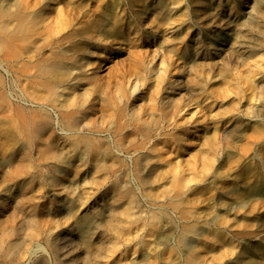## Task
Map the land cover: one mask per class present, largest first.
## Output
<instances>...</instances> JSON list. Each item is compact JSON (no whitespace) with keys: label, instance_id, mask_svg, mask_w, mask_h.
I'll use <instances>...</instances> for the list:
<instances>
[{"label":"bare ground","instance_id":"1","mask_svg":"<svg viewBox=\"0 0 264 264\" xmlns=\"http://www.w3.org/2000/svg\"><path fill=\"white\" fill-rule=\"evenodd\" d=\"M28 1L10 0L8 12H23L36 30L52 7L36 0L28 8ZM178 1L186 12L177 26L169 27L166 0H120L112 8L115 21L101 35L78 30L88 14L55 33L52 58L39 71L63 76L72 96L84 99L53 120L42 108L19 111V136L0 155V264H86L103 224L118 229L124 202L133 223L134 208L142 204L137 191L165 187L168 175L184 180L183 163L202 171L217 160L219 142L198 134L210 125L205 102L223 104L215 124L228 121L229 110L246 116L240 106L245 92L225 106L219 90L262 46L264 0ZM125 63L138 68L133 78L121 74ZM106 76L114 83L105 85ZM24 176L32 182L17 185ZM37 183L53 194L38 198Z\"/></svg>","mask_w":264,"mask_h":264},{"label":"rangeland","instance_id":"2","mask_svg":"<svg viewBox=\"0 0 264 264\" xmlns=\"http://www.w3.org/2000/svg\"><path fill=\"white\" fill-rule=\"evenodd\" d=\"M43 1L50 2L52 9L40 28L31 30L23 12H8L10 0H0V23H4L0 27V155L19 136L22 109L42 108L53 120L57 112L83 102L84 97L76 100L72 96L63 84V76L44 77L39 71L40 63L52 58L50 44L55 33L66 32L88 14L78 30L99 36L102 27L115 21L118 10L112 12V8L120 3ZM166 1L171 11L169 27L177 26L186 12L185 5L178 0ZM34 5L36 0L28 1V8ZM261 19L264 22V17ZM256 32L249 40L251 45L258 40ZM119 70L123 76L133 78L138 68L125 63ZM239 73L231 85L223 86L219 92L226 96L225 106L239 102L245 92L246 98L240 105L246 110L245 117H240L241 109L229 110L225 116H233L215 124L213 119H218V107L223 104L205 102L210 114L206 121L210 125L208 130H198V134L208 132L219 142V155L213 165L195 171L183 163L184 180L176 181L168 175L165 187H155L147 193L137 191L142 204L134 208L133 223L130 205L124 202L118 229L109 222L103 224L100 237L93 239L97 251L93 250V257L86 264H264V40ZM102 81L105 85L114 83L111 76ZM192 108L191 114L195 111ZM152 163L153 159L146 163L147 167ZM174 165L176 171L180 169ZM37 175L42 177L40 172ZM158 176L163 175L159 172ZM31 182L30 176H24L16 184L25 187ZM53 192L43 183H37L33 189L40 199ZM94 254L101 258L96 261Z\"/></svg>","mask_w":264,"mask_h":264}]
</instances>
